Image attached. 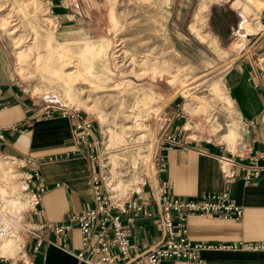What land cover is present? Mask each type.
Returning a JSON list of instances; mask_svg holds the SVG:
<instances>
[{
    "label": "rangeland",
    "instance_id": "rangeland-1",
    "mask_svg": "<svg viewBox=\"0 0 264 264\" xmlns=\"http://www.w3.org/2000/svg\"><path fill=\"white\" fill-rule=\"evenodd\" d=\"M48 1L0 0V20H3L0 41L6 47L17 87L27 97L42 109L47 104L63 105L92 121L108 190L104 144L109 132L112 150H118L120 163L138 156L147 157L145 168L138 166L130 173L139 181L150 174L151 165L155 172L158 137L163 132L174 133L173 126L182 127L181 132L192 143L221 144L232 152L235 149L234 153L237 151L241 139L234 148L229 147L223 135L224 116L218 109L222 104L215 105L220 89L225 91L222 71L228 56L222 51L224 45H219L222 49L216 51L209 45L194 42V48H199L195 53L192 46L185 52L176 49L175 33L180 29L174 26L171 17V8L177 4L174 0L167 4L162 0H74L72 7L76 9L68 20L56 17ZM221 1L227 0H192L186 21L189 22L196 5L199 11L202 2L214 5L224 3ZM247 2L252 7L244 6L249 16L246 32L257 33L252 44L264 34V13L260 3ZM202 12L197 16L200 21ZM243 42L238 39L235 49ZM53 69L59 77L70 80V95L58 94L52 86L56 80L51 74ZM217 69H220L219 80L213 74ZM213 81L218 83L216 88L208 84ZM157 89L160 98L154 95ZM176 89L174 101L167 102ZM177 112L183 115L179 119L181 125L177 124ZM172 115L175 117L170 121L168 117ZM0 159L8 161L1 152ZM19 165L14 164L10 173L15 184L22 188L26 175ZM141 184L138 182L137 186ZM122 187L121 192H125ZM134 190L128 187L127 195L120 194L117 198L127 199ZM1 192L0 188V199ZM109 193L114 199L110 190ZM16 251L7 258L17 257L20 249Z\"/></svg>",
    "mask_w": 264,
    "mask_h": 264
},
{
    "label": "crops",
    "instance_id": "crops-1",
    "mask_svg": "<svg viewBox=\"0 0 264 264\" xmlns=\"http://www.w3.org/2000/svg\"><path fill=\"white\" fill-rule=\"evenodd\" d=\"M174 1L177 4L171 8V17H174V26L180 29L175 33L176 49L185 52L192 46L195 53L199 48H194V42L216 51L217 48L222 49L219 45H224L222 51L228 56V62L222 71L223 87L230 99V109L242 126L239 131L241 145L234 153L221 144L192 143L180 132V138H186L185 144L166 153L162 176L172 185L173 197L196 198L206 192L225 190L243 207L238 221L207 215L187 217V236L191 241L242 245L264 243V173L245 186L240 179V171L233 179L223 178L216 159L220 155H242L245 146H251L255 151L264 150V34L250 44L257 33H247L246 27L241 28L249 20L244 10L252 7L247 0H238L237 6L234 5L236 0L214 5L210 2L202 12L201 21L197 19L196 5L189 22L186 19L192 0ZM252 1L260 3L263 15L264 0ZM48 3L61 20L71 18L70 13L76 9L72 7L74 0H49ZM238 39L244 42L235 49L234 43ZM214 72L220 73V69ZM17 86L6 47L0 41V128L4 129L0 152L22 161L19 166L25 175L31 173V165H35L41 184L47 187L38 206L43 210V216L39 218L26 211L24 218L61 223L68 214L92 206L91 181L97 162L93 157L98 151L75 144L71 122L65 118L42 117L40 105ZM177 92L176 89L167 102H173ZM174 117L172 115L168 119L171 121ZM176 118L177 124L181 125V118ZM136 233L141 242L158 236L151 223ZM71 246L74 250L79 248L77 230L72 231ZM201 258V264H264V252L247 250L206 251ZM34 260L37 264H79L72 256L53 247L42 248ZM160 264L198 263L164 260Z\"/></svg>",
    "mask_w": 264,
    "mask_h": 264
},
{
    "label": "built area",
    "instance_id": "built-area-1",
    "mask_svg": "<svg viewBox=\"0 0 264 264\" xmlns=\"http://www.w3.org/2000/svg\"><path fill=\"white\" fill-rule=\"evenodd\" d=\"M41 113L44 118L68 119L74 143L96 150L94 129L88 117L75 109L56 104L45 105ZM176 116L183 118L182 113ZM174 129V133L163 132L158 137L155 172L151 165L150 174L140 188L131 191L124 200L111 198L102 176L104 164L97 152L93 157L97 162L91 181L92 206L68 214L61 223L24 218L26 211L39 218L43 216V210L38 206L47 191V187L41 184L38 168L31 165V173L24 179L30 205L24 211L23 219L15 222L0 212V241L13 223L23 244L17 257H0V264H37L34 256L44 247L58 249L72 256L79 264H160L164 260L201 264V254L206 251L264 252V243L213 244L194 242L188 238L187 217L207 215L238 221L242 217L243 207L232 200L225 190L206 192L188 199L172 196V185L162 176L165 172V155L186 141V138L179 136L182 127L176 126ZM1 140H4L2 128ZM216 159L223 178L233 179L240 171V179L245 186L264 173V150L255 151L251 146H245L242 155H220ZM149 223L157 229L158 236L141 242L136 231L144 230ZM73 230L79 233V248L76 250L71 246Z\"/></svg>",
    "mask_w": 264,
    "mask_h": 264
},
{
    "label": "bare ground",
    "instance_id": "bare-ground-1",
    "mask_svg": "<svg viewBox=\"0 0 264 264\" xmlns=\"http://www.w3.org/2000/svg\"><path fill=\"white\" fill-rule=\"evenodd\" d=\"M168 2L169 0H162L163 4H167ZM205 8H206V3L202 2L198 11L199 15L202 11L205 10ZM112 21L114 22V19ZM0 24L1 25L3 24V20H0ZM247 24L248 21L246 20L241 25V28L246 27ZM49 34L46 35L50 37ZM86 45L89 44L86 43ZM48 66H51V61L48 62ZM89 72H91V69L89 70ZM51 74L54 75V77L56 78V80H53L52 86L57 90L58 94L61 93V94H66L67 96L70 95L71 88L68 85L70 80L64 79L63 77H59V73L55 69L52 70ZM213 74L215 75L214 79L219 80L218 78L220 75L217 72H213ZM208 84H212V87L215 86L214 88H216L218 85L216 81H213ZM210 88L211 87H209V89ZM210 90H212V88ZM220 91L221 94H219V100L215 102V105L222 104V107L218 109H220V112L224 116L223 119L225 123V133L223 135L224 137H226L227 142L229 143L228 144L229 147L234 148L239 141L240 138L239 131L242 130V126L240 125L239 122H237L236 117L234 116V114L230 109L229 97L222 89H220ZM154 95L156 98L161 97V93L158 91V89L156 90ZM111 145H112L111 132H109L108 139L104 144V151L107 153V159H108L107 160L108 170L106 177L110 185L109 190L114 198H117V196H119L120 194L124 195L125 197L127 195V194L125 195V192L128 187H133L136 188V190H138L140 187L137 186V183L138 182L139 184L143 183V180L140 181L136 180V175L134 174L131 175L130 173H133L138 166H142L143 168H145L144 166H146L147 157L138 156L137 158L135 159L132 158L131 160L125 159L124 162L122 161V163H120L118 159V150H112L113 147H111ZM123 149L125 148L123 147ZM7 159L8 161H3L0 159V188L2 191L1 199H0V212L6 215L7 217H9L12 221L17 222L19 218L21 219V217L23 216L24 210L28 208L27 206L29 204V201L28 198H26L27 193H24L26 189V183L24 182V185H22V188H20L13 181V177H12L13 173L12 172L10 173V171L14 168L13 166L14 164H22L23 162L15 158H12L10 156H7ZM111 180H113L114 182L112 183ZM122 185H123L122 188L125 189V192L123 191L121 192L122 189L120 187ZM22 244H23L22 240L17 235L15 224L12 223V226H10V229L7 232L6 236L0 241V256L5 258L12 256L15 252H17L16 251L17 249L18 250L21 249Z\"/></svg>",
    "mask_w": 264,
    "mask_h": 264
}]
</instances>
